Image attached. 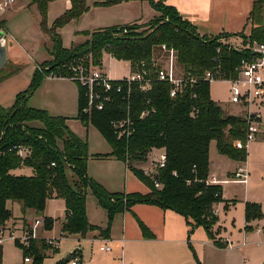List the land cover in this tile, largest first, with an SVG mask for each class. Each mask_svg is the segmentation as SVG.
Here are the masks:
<instances>
[{
    "label": "trees",
    "instance_id": "trees-1",
    "mask_svg": "<svg viewBox=\"0 0 264 264\" xmlns=\"http://www.w3.org/2000/svg\"><path fill=\"white\" fill-rule=\"evenodd\" d=\"M36 4L40 16V28L52 42L50 55L56 65L91 60L95 66L101 65L103 54H109L118 61L128 62L130 72L148 71L154 78V70L159 68L157 60L165 59L162 50L175 52L176 65L183 73L197 78L195 88H188L175 98L169 96V86L153 79L151 89L143 93L137 84L130 89V135L118 139L113 134L110 122L124 117L119 110L121 98H114L104 111L84 115V90L79 88L76 119L84 126L91 124L110 146V153L95 155V158L113 157L127 163L132 173L149 190L139 193H109L87 174L89 158L88 145L73 135L66 126V118L54 117L46 111L29 108L27 98L38 88L44 76L34 71L29 86L16 94L10 108L0 107V223L10 220L12 214L8 203L17 204L23 214L33 211L44 212L46 201L62 198L65 207V220L61 236L84 235L87 231H98L103 238L109 236V226L115 213L128 211L135 204L154 205L180 214L189 227V235L202 227L207 237L216 246H223L210 233L216 222L213 206L222 201L219 185L208 183L209 145L215 142L219 155L235 162H245L246 149H236L234 142H244V120L226 114L210 98L209 86L202 79L203 73L211 69L212 60L217 56L225 77H235L234 68L241 58L247 56L244 50L229 49L220 40L237 35L201 36L196 29L183 20L164 0H149L153 10L159 13L149 23H132L126 26H112L86 33L90 39L82 44L62 47L57 30L72 19L86 12L88 0H69L70 7L60 15L50 28L46 25L47 4L52 0H31ZM119 0H93L94 5H111ZM264 0H254L249 14L251 41L264 43ZM219 49V54L216 50ZM54 67V66H53ZM143 112L146 115L141 117ZM15 144L29 147L30 155L20 158L7 149ZM163 151L166 155L165 167L155 171L151 177L131 163L145 162L146 155ZM30 168V176H16L12 171ZM155 183L160 188L155 187ZM89 189L99 207L107 212L108 223L105 229L92 227L86 216L85 192ZM12 206V205H11ZM261 207L257 203H245L244 230L251 231L252 221L263 219ZM46 229L52 220L44 218ZM142 234L151 238L148 229L138 222ZM32 242L25 257H31L32 264H41L43 243ZM17 245V244H16ZM57 250V249H54ZM77 251L67 256L66 264ZM0 264L2 247L0 246Z\"/></svg>",
    "mask_w": 264,
    "mask_h": 264
},
{
    "label": "rangeland",
    "instance_id": "rangeland-1",
    "mask_svg": "<svg viewBox=\"0 0 264 264\" xmlns=\"http://www.w3.org/2000/svg\"><path fill=\"white\" fill-rule=\"evenodd\" d=\"M1 1V0H0ZM70 7L69 0H52L47 4L46 11V25L50 28L53 22L62 15ZM87 10L76 19H72L57 30L62 47L69 49L71 46L82 44L88 39L91 33L95 30L112 27V26H126L131 23L146 24L153 20L154 17L160 14L155 12L150 4L149 0H119L115 4L111 5H94L93 0L86 2ZM261 16L264 19V11L262 10ZM0 19L4 20L8 34L6 36V42L14 39L16 46V54L19 57V64L17 67H10L8 62L5 63L6 68L0 70V78L4 71L9 67L14 69L12 75L8 81H4L0 85V104L6 105L10 102L13 92H19L27 87L29 80L31 79L37 65L34 69V63H39L38 66L49 67L55 66L54 58L50 55L52 49V42L50 38L42 33L40 28L41 16L36 4L31 0H15L13 4L6 10L0 13ZM250 23L248 29L242 33L246 38L250 35ZM245 39L239 36H231L225 39H221L220 42L223 45L231 46L235 50L243 49L245 45ZM17 43V44H16ZM241 51V50H240ZM159 66L165 64V60H157ZM105 76L110 80H121L128 76L129 68L126 64L118 61L110 56L103 54L101 65L98 66ZM179 70V68H178ZM8 71V70H7ZM7 76V75H6ZM4 76V77H6ZM3 77V78H4ZM68 82L76 85L73 81ZM210 98L223 108L226 114L237 113V107H234L229 103V84L223 81H216L209 86ZM15 99V98H14ZM7 109V108H5ZM67 129L73 135L80 140L84 141L90 147V154H105L111 151L110 146L98 132V130L88 124L84 126L81 121L77 119H70L66 123ZM156 154L157 152H152ZM90 156V155H89ZM151 153L146 155V163L142 164L140 168L137 165H133L134 168L140 170H150V158ZM96 159V158H94ZM99 160H93L90 162V166L93 170H100L103 166L111 165V162H97ZM141 162V161H140ZM134 163V161H133ZM139 163V162H137ZM132 164V163H131ZM243 166H247L249 177L248 184L244 187L240 184L231 183L229 185H221L224 203L218 206V214L216 222L210 227L211 236L223 244L225 247L221 249L212 248L211 244L204 243L202 249H195L190 244L188 245L190 250L191 259L194 264H263L264 260V230L257 232V226H264V220H255L250 223L251 231L244 230V210L245 203H257L261 207V211L264 216V133H260L256 136L255 140L250 142L247 147V158L245 163H239ZM236 164L227 157H222L218 154L214 142L209 145L208 151V173L209 177H214L218 181L229 180L227 175L234 171ZM131 175L133 174L131 169L129 170ZM155 172L152 170L151 175ZM86 216L88 224L92 227H99L105 229L108 223L107 212L103 208L99 207L97 201L91 191L86 189ZM230 204V206H229ZM11 218L2 223L8 225H15L17 228L16 235H22L28 227L31 229L34 219L33 215H26V220L23 218V214L17 204L11 206ZM215 209H213L214 211ZM121 213H115L111 219L109 226V234L111 227L116 223V215ZM52 220L50 229L45 228L44 218ZM43 217L38 219L42 221L34 232L37 235L35 240L36 245L40 246L41 242L45 244V239L58 240V249L48 247V250L43 252V260L41 264H56L62 262L67 256L72 254L75 250H81L82 253L76 252L73 257H78L82 264L81 255L83 257L90 253V250H95L98 241L92 242L93 238H96L94 232L87 231L84 235H66L63 237L60 234L62 229V219L65 217L64 200L62 198H50L46 201ZM262 220V219H261ZM222 223V227L217 222ZM113 224V225H112ZM120 225L117 224V230ZM243 228V232H238V229ZM102 237V236H101ZM226 238L228 240L226 241ZM228 242V243H227ZM244 243V247L242 245ZM17 244V245H16ZM31 245V244H30ZM2 247V262L3 264H32L31 257L29 263H24L25 253L28 249H24L19 241H15L9 238L4 239L1 244ZM202 256V257H200ZM83 259V258H82ZM72 259L66 263L70 264Z\"/></svg>",
    "mask_w": 264,
    "mask_h": 264
},
{
    "label": "crops",
    "instance_id": "crops-1",
    "mask_svg": "<svg viewBox=\"0 0 264 264\" xmlns=\"http://www.w3.org/2000/svg\"><path fill=\"white\" fill-rule=\"evenodd\" d=\"M253 1L254 0H164V4L174 8L183 20L187 21L196 29L199 35L218 36L244 33L248 29L250 22L249 14L252 10ZM1 21L7 36V25L4 20ZM10 38L12 39L11 43L6 42L5 63L8 62L10 67H17L20 65L18 62L20 60L15 52V41L11 35ZM106 55L110 56L109 54ZM121 62L128 66L130 74L129 63L124 61ZM38 64L39 63H34V69ZM2 68H6L5 65ZM13 70L14 69L8 67L4 71L2 76H7L0 80V85L3 84L4 81L10 79L12 75H8L12 74ZM30 80L27 87L29 86ZM67 80L68 79H42L38 88L27 98L26 105L29 108L46 111L49 115L54 117H64L66 118V123H68L70 119H76L79 87ZM26 88L19 92H13L11 94V101L6 105L0 104V107L10 108L14 103L16 94L24 91ZM89 152L90 147L88 145V154L90 156L87 161V174L107 192L126 194L139 193L142 195L149 192L148 188L140 182L134 174L131 175L129 171H126L125 163L113 157L94 159L95 155ZM108 153H110V151ZM93 160H99L97 162H111V165L107 167L106 165H101L103 167L100 170H93L90 166V162H93ZM233 162L236 164V168L227 175L228 179L232 178L233 173L239 167L247 168V166L239 164L245 163L246 161ZM145 163L146 162H134L132 166L137 165V168H142L140 165H145ZM12 173L16 176H30L32 170L30 168H20L12 171ZM213 179L218 183L212 185L221 186L233 183L230 182V180H225L228 182H221L209 176L208 183H211ZM246 185L243 186L245 187ZM222 198L225 200L223 192ZM11 205L14 204L8 203L9 208H11ZM220 205L224 206V203L219 202L213 206V209H215L213 212L216 216L218 214V206ZM26 215H33L34 219L43 217V213L36 214L30 210L24 215L23 218L25 220ZM115 218L116 223L115 225L112 224L113 226L111 227L108 238L98 236L97 232H94V235H96L98 239L93 238L92 242L96 240L100 244H98L95 250L91 249L90 253L86 254L84 257L83 254L81 255L83 258H81L82 264H194L191 259L188 245L191 244L193 248L195 247V249L199 250L200 248L202 249L203 245L205 246L204 243L207 242V245L212 243L202 227L196 228L189 235V227L180 214L169 209H161L154 205L135 204L128 211L116 215ZM64 220L65 217L62 219V223ZM263 220L264 218L259 222ZM138 222L148 229L152 234L151 238L144 237ZM117 224L120 225L119 230H117ZM217 224L222 227L221 222L218 221ZM257 227L264 230V226ZM223 229L222 227V230ZM238 232H243V228L238 229ZM227 240L228 238H226V241ZM105 244L110 247V252L108 253L99 251V247ZM212 246L214 249L225 247L224 245L221 247L216 246L214 243H212ZM244 246L245 245H243V247ZM75 251H80V253H82L81 250ZM262 259L264 260V256Z\"/></svg>",
    "mask_w": 264,
    "mask_h": 264
},
{
    "label": "built area",
    "instance_id": "built-area-1",
    "mask_svg": "<svg viewBox=\"0 0 264 264\" xmlns=\"http://www.w3.org/2000/svg\"><path fill=\"white\" fill-rule=\"evenodd\" d=\"M15 0H1L0 13L9 8ZM0 31H4L2 21L0 19ZM243 49L247 52V56L240 59L238 65L234 68L236 76L227 78L220 68L219 59L217 56L212 60L214 66L203 73L202 79L208 84L216 81H223L229 84V103L237 107V113L231 115L239 116L244 120V142L239 140L234 142L236 149H247L250 142L254 141L256 136L264 133V43L245 39ZM229 49L235 50L231 46ZM166 53L165 64L154 70V78L148 71H138L130 73L127 77L121 80H110L100 70L98 66L91 63L90 59L85 61H74L64 64H59L49 67H36V71L49 79H68L76 83V85L84 90L85 106L82 108L84 115H90L93 112L104 111L107 105L113 103L114 98L119 97L121 100L118 103L119 110L123 113L122 119H115L110 122V127L113 134L118 139H127L131 133V122L129 117L130 112V89L133 84H137L141 92L146 93L151 89L153 79L158 82L165 83L169 86L170 98H175L183 93L186 89L195 88L197 78L178 70L176 65L175 52L167 50L165 46L161 47ZM219 49L216 54H219ZM143 112L141 117L146 115ZM9 153H15L20 158H26L30 155V149L21 144H15L7 149ZM151 153L149 158L150 167L148 170H142L145 176L151 177L152 170L162 169L166 164V155L163 151L156 154ZM149 153V154H150ZM146 162V160H145ZM126 171L130 168L125 163ZM142 169V168H141ZM249 172L246 167H239L234 173L230 182L246 185L248 182ZM228 182V181H223ZM214 179L209 184H217ZM156 188H160L158 183H155ZM215 215V213H214ZM42 221L38 218L34 220L31 229L24 227L26 231L22 235H16L17 228L15 225L0 223V246L4 239L9 238L19 243L24 249L30 247L31 241L35 240V228ZM262 228H257L260 232ZM58 240L45 239V245L57 249ZM228 243V242H227ZM244 245V243H242ZM99 251L103 253L110 252V247L105 244L99 247ZM24 263H29L30 258L24 257ZM80 259L73 257L70 264H79Z\"/></svg>",
    "mask_w": 264,
    "mask_h": 264
},
{
    "label": "water",
    "instance_id": "water-1",
    "mask_svg": "<svg viewBox=\"0 0 264 264\" xmlns=\"http://www.w3.org/2000/svg\"><path fill=\"white\" fill-rule=\"evenodd\" d=\"M5 62H6V34L5 32L0 31V70L5 65ZM4 76H1L0 80L3 79Z\"/></svg>",
    "mask_w": 264,
    "mask_h": 264
}]
</instances>
